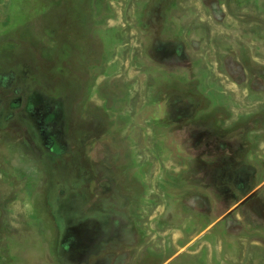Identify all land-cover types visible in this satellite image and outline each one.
Wrapping results in <instances>:
<instances>
[{
	"label": "rangeland",
	"instance_id": "rangeland-1",
	"mask_svg": "<svg viewBox=\"0 0 264 264\" xmlns=\"http://www.w3.org/2000/svg\"><path fill=\"white\" fill-rule=\"evenodd\" d=\"M0 264H264V0H0Z\"/></svg>",
	"mask_w": 264,
	"mask_h": 264
}]
</instances>
